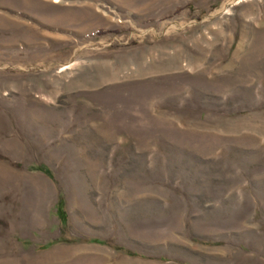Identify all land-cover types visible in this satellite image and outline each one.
Wrapping results in <instances>:
<instances>
[{"label": "rangeland", "instance_id": "374dc122", "mask_svg": "<svg viewBox=\"0 0 264 264\" xmlns=\"http://www.w3.org/2000/svg\"><path fill=\"white\" fill-rule=\"evenodd\" d=\"M0 264H264V0H0Z\"/></svg>", "mask_w": 264, "mask_h": 264}]
</instances>
